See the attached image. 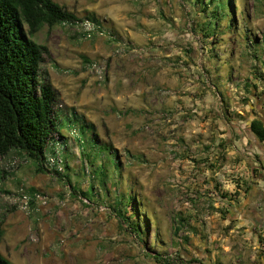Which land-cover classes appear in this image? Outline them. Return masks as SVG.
Segmentation results:
<instances>
[{"label":"rangeland","instance_id":"obj_1","mask_svg":"<svg viewBox=\"0 0 264 264\" xmlns=\"http://www.w3.org/2000/svg\"><path fill=\"white\" fill-rule=\"evenodd\" d=\"M54 1L105 33L83 38L62 21L32 36L48 50L40 79L57 92L59 132L49 139L42 171L19 150L0 155V254L14 264H183L197 220L206 225L204 215L213 214L221 226L235 194L238 160L220 145L232 117L225 100L229 88L243 85L239 63L264 72L257 37L264 34V0H225L206 13L195 10V0H163L153 32L126 25V17L139 20L132 10L119 15L126 3L135 6L132 0ZM175 8L177 19L169 15ZM109 15H119L125 31ZM205 21L207 37L200 29ZM77 125L84 126L80 140L95 144L82 148ZM103 145L116 151L119 172ZM129 192L140 234L113 211L114 199ZM21 194L30 197L26 204Z\"/></svg>","mask_w":264,"mask_h":264},{"label":"trees","instance_id":"obj_2","mask_svg":"<svg viewBox=\"0 0 264 264\" xmlns=\"http://www.w3.org/2000/svg\"><path fill=\"white\" fill-rule=\"evenodd\" d=\"M194 3L201 4L199 13H206L209 5H216L214 10L218 6L224 7L225 0H195ZM75 20L73 12L54 0H0V155L4 156L12 149L19 150L36 163L38 171L44 170L46 146L59 130L55 115L57 92L49 81L40 79L41 63L48 50L32 36L44 25L50 28L62 21ZM206 22L200 25L203 37L209 34ZM251 129L264 140V124L260 119L251 121ZM80 133L83 137L84 126H78L77 130L82 148L86 141L95 144V139L80 140ZM226 144V140L220 143ZM101 148L112 151L108 145ZM110 153L114 155L110 163L114 171L119 172L121 167L116 151ZM84 155L90 157L88 153L84 152ZM97 169H100L103 182L107 169L105 165ZM113 211L129 229L141 233L132 216L136 212L134 195L130 192L118 195ZM180 230L181 224H176L172 232L177 236ZM3 233L0 224V240ZM0 264L14 263L0 254Z\"/></svg>","mask_w":264,"mask_h":264},{"label":"crops","instance_id":"obj_3","mask_svg":"<svg viewBox=\"0 0 264 264\" xmlns=\"http://www.w3.org/2000/svg\"><path fill=\"white\" fill-rule=\"evenodd\" d=\"M132 4L135 6L126 3L118 11L119 15L126 12L128 16L126 10L129 9L133 12L130 14H138V21L131 18L132 22H129L130 17H126V25L136 26L138 23L151 26V32L153 28L159 30V14L164 13L163 0H158L157 3L150 0H132ZM193 6L199 11L201 4L193 3ZM179 14L180 10L175 8L169 15L177 19ZM119 15L108 17L123 32L126 27L118 19ZM183 21L184 18L180 17V25ZM149 30L150 27L147 31ZM257 37L259 42H264L262 30ZM157 38L152 36L150 39ZM243 68L239 63L237 72L235 71L243 85L237 87V91L229 88L228 99L225 101L232 117H228L223 123L224 136L230 148L228 154L238 160L233 169L239 177L233 190L235 194H229L233 198L226 201L221 226L213 222V217H216L213 214L204 215L208 219L206 225L197 220L196 226L192 227L191 250L187 247L181 254L183 264H189V261L195 262L193 264H264V140H260L251 129L253 119H260L264 124V72L261 69L252 71L248 66H245V70ZM239 97L243 98L244 103L235 101ZM201 216L197 213L196 219Z\"/></svg>","mask_w":264,"mask_h":264},{"label":"built area","instance_id":"obj_4","mask_svg":"<svg viewBox=\"0 0 264 264\" xmlns=\"http://www.w3.org/2000/svg\"><path fill=\"white\" fill-rule=\"evenodd\" d=\"M65 22H68V21H63V23ZM68 23L74 24L76 31H78L80 36H82L83 38H92L95 35L103 36L105 33V30L102 29L99 24H97L96 22H94L93 20L89 18L75 20L73 22H68ZM89 65L93 70L101 74L102 69L98 63L92 62ZM35 196L36 198H41L39 194H36ZM29 199L30 197L27 194H21L20 200L22 203L26 204Z\"/></svg>","mask_w":264,"mask_h":264}]
</instances>
